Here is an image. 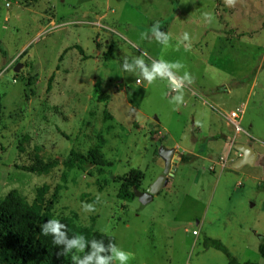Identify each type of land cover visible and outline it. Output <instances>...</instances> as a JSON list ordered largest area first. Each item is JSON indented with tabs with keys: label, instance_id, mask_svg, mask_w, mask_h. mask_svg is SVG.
Returning <instances> with one entry per match:
<instances>
[{
	"label": "rangeland",
	"instance_id": "1",
	"mask_svg": "<svg viewBox=\"0 0 264 264\" xmlns=\"http://www.w3.org/2000/svg\"><path fill=\"white\" fill-rule=\"evenodd\" d=\"M136 58L169 64L184 87L145 81ZM0 93V200L17 190L32 204L47 185L52 219L113 236L129 264H228L209 239L264 264V174L233 167L236 144L264 155V0H0ZM162 146L180 158L168 185L147 205L120 200L131 170L142 192L163 174ZM93 148L104 174L65 170L72 149Z\"/></svg>",
	"mask_w": 264,
	"mask_h": 264
},
{
	"label": "trees",
	"instance_id": "2",
	"mask_svg": "<svg viewBox=\"0 0 264 264\" xmlns=\"http://www.w3.org/2000/svg\"><path fill=\"white\" fill-rule=\"evenodd\" d=\"M76 49L82 54L83 50L80 46ZM54 79V75L50 78V82ZM50 87V86H49ZM3 96L0 93V127L3 123ZM229 143L231 140L226 137H218ZM194 156L190 154L181 157L184 164H189ZM58 162L40 163L36 166L23 168L25 171L42 175L48 170L56 167ZM101 151L97 148L90 149L86 154L72 149L67 159L63 162L66 171L75 169L87 170L97 169L99 174H104V167L109 166ZM140 170L133 169L128 176L123 179L119 191V199L127 203L133 202L135 199L134 187L140 189ZM48 191V186L45 185L38 190L35 201L30 204L17 190L10 191L3 199L0 200V264H75L65 255H57L62 252L63 245H55L52 242V236L42 235L41 226L50 217V211L56 201L53 200L47 204L45 196ZM65 225V232L68 238H72L75 228L66 221H60ZM79 234L85 236L86 241L95 240L98 243L102 242L105 252L101 255L110 257L112 255L108 245L109 241L116 245V239L113 236L92 231L88 228L78 229ZM208 248H213L227 255L228 264H255L252 262L240 263L233 258L222 243L218 240L209 239L206 243ZM94 251L90 243L86 244L83 255L91 254ZM259 252L264 260V243L259 247Z\"/></svg>",
	"mask_w": 264,
	"mask_h": 264
},
{
	"label": "clouds",
	"instance_id": "3",
	"mask_svg": "<svg viewBox=\"0 0 264 264\" xmlns=\"http://www.w3.org/2000/svg\"><path fill=\"white\" fill-rule=\"evenodd\" d=\"M234 0H225L227 5H232ZM158 25L152 28V32L155 33L157 39L161 37V33L157 31ZM142 37L144 34H141ZM184 40L188 39L187 33L184 34ZM164 39H167V36H164ZM135 66L141 69L140 76L147 82H152L154 79L158 78H167L170 82L173 89H179L181 84L174 78L173 73L170 71V65L165 62H153L149 67L144 66V61L142 58L135 59ZM123 69L127 72L133 71V65L128 63L126 60L122 65ZM171 67H176L175 64ZM183 80L191 82L187 73L184 74ZM174 99L178 102H182L183 96L177 95ZM84 209L91 211L93 205L85 204L83 205ZM65 225L56 219H50L41 226V234L52 236V242L55 245H63L62 252L57 255L67 256L70 253H75L72 256L75 264H109L110 260H115L118 264H129L131 260L130 254L123 250L122 248L114 245L109 241V249L112 253L110 257L101 255L105 252V248L102 242H97L95 240L86 241L83 234H74L72 238H68L65 232ZM90 243L91 248L94 250L91 254L83 255V258H80L81 253H83L86 244Z\"/></svg>",
	"mask_w": 264,
	"mask_h": 264
},
{
	"label": "water",
	"instance_id": "4",
	"mask_svg": "<svg viewBox=\"0 0 264 264\" xmlns=\"http://www.w3.org/2000/svg\"><path fill=\"white\" fill-rule=\"evenodd\" d=\"M234 147L236 151L243 155L242 158L233 165L234 169L252 165L261 168L264 174V155L259 156L250 144H236ZM159 156L165 163L163 174H161L145 192L134 187L135 197L144 205L152 202L154 197L168 185L169 177L173 175L174 168H176L177 164L180 162V158L177 156L174 148L169 149L164 146L160 147Z\"/></svg>",
	"mask_w": 264,
	"mask_h": 264
},
{
	"label": "built area",
	"instance_id": "5",
	"mask_svg": "<svg viewBox=\"0 0 264 264\" xmlns=\"http://www.w3.org/2000/svg\"><path fill=\"white\" fill-rule=\"evenodd\" d=\"M175 79L181 84V87L179 89H173L174 92H177L178 90L182 89L184 86L181 83V81H179L177 78H175ZM241 120H242V117L240 116V112L238 110L231 113L230 122L235 126V128H236V130L238 132L242 131V129H241ZM222 167L225 168V166H222ZM197 234H198V232L195 231L194 235H197Z\"/></svg>",
	"mask_w": 264,
	"mask_h": 264
},
{
	"label": "crops",
	"instance_id": "6",
	"mask_svg": "<svg viewBox=\"0 0 264 264\" xmlns=\"http://www.w3.org/2000/svg\"><path fill=\"white\" fill-rule=\"evenodd\" d=\"M225 145L227 146L226 142H225ZM218 157H221V156L217 154V155L215 156V159H217ZM225 168H226V167H225ZM197 235H198V234H197ZM195 236H196V235H195Z\"/></svg>",
	"mask_w": 264,
	"mask_h": 264
}]
</instances>
